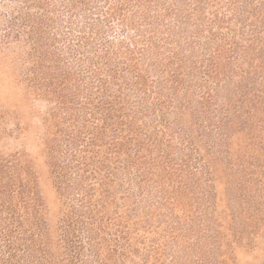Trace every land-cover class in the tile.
<instances>
[{
  "label": "trees",
  "instance_id": "trees-1",
  "mask_svg": "<svg viewBox=\"0 0 264 264\" xmlns=\"http://www.w3.org/2000/svg\"><path fill=\"white\" fill-rule=\"evenodd\" d=\"M7 1L0 39L22 40L31 62L28 82L66 110V148L87 140L97 152L109 129L107 149L115 157L128 154L125 165L136 167L138 193L142 172L150 173L161 158L174 160V141L192 144L193 129L170 123L165 108L189 111L195 130L221 153L232 130L250 139L256 130L264 136V0ZM141 128L144 138L132 144ZM161 133L170 139L163 148ZM156 147L162 150L154 153ZM50 148L57 186L72 200L74 187L64 188L66 166ZM83 212L61 217L52 235L35 177L18 161L0 157V264H102L93 243L103 238L85 222L95 210ZM106 259L103 264H112L110 255Z\"/></svg>",
  "mask_w": 264,
  "mask_h": 264
},
{
  "label": "rangeland",
  "instance_id": "rangeland-1",
  "mask_svg": "<svg viewBox=\"0 0 264 264\" xmlns=\"http://www.w3.org/2000/svg\"><path fill=\"white\" fill-rule=\"evenodd\" d=\"M6 2L0 0V34L3 13L9 8ZM26 55L22 40L0 39V157L18 161L35 177L52 235L61 217L72 209L81 210L83 217L84 209H93L94 218L85 222L94 236L103 238L93 243L102 264L109 255L112 264H264V136L258 130L252 132L253 139L232 130L221 153L195 130L189 111L181 114L165 108L170 123L193 129L192 144L183 146L176 140L171 146L173 163L161 158L146 166L144 170L152 169L138 177L142 178L138 193L136 167L125 165L128 154L115 157L107 149L112 137L109 129L97 143L107 144L97 152L87 146V140L74 146L75 151L66 148L71 129L62 119L66 110H58L39 85L28 82L25 73L31 62ZM152 72L151 77H156ZM144 132L141 128L132 144L141 141ZM163 133L170 134L169 129ZM162 136L163 148L168 135ZM49 147L55 161L66 166L64 188L74 187L69 191L72 200L57 186ZM162 148L156 147L154 153ZM204 164L205 169L200 167ZM128 177L133 178L132 187ZM83 196L86 206L78 201Z\"/></svg>",
  "mask_w": 264,
  "mask_h": 264
}]
</instances>
